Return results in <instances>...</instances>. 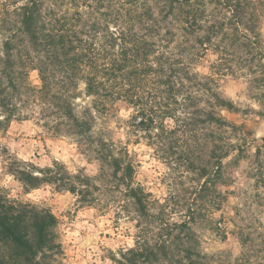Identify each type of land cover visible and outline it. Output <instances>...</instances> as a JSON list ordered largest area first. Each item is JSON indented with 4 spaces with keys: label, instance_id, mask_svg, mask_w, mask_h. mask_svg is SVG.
I'll list each match as a JSON object with an SVG mask.
<instances>
[{
    "label": "trees",
    "instance_id": "obj_1",
    "mask_svg": "<svg viewBox=\"0 0 264 264\" xmlns=\"http://www.w3.org/2000/svg\"><path fill=\"white\" fill-rule=\"evenodd\" d=\"M20 2L8 13L10 19L0 25L5 33L0 43V131L13 121L27 120L36 106L43 128L71 137L95 162L110 170L109 177L123 188L139 218L134 246L121 251L113 264H205L204 255L197 250L192 221L166 219L172 209L168 202L161 204L134 185V167L126 147L94 130L98 119L108 116L119 101L133 110L131 127L143 132L159 151L189 148L199 126L236 129L221 114L223 110L234 112V105L213 87L210 76L201 77L194 66L208 47L215 46V39L224 25H231V19L236 27L244 26L252 2ZM208 6L230 13V23H225L226 17L219 22L206 14ZM243 30V38L254 34L251 27ZM33 71L38 75V88L30 83ZM80 85L91 100L83 107L76 103ZM262 142L264 147V138ZM219 148L223 152L218 160L221 168L233 147L224 144ZM260 153L257 149V158ZM184 161L193 164L188 157ZM8 167L26 189L52 185L76 195L79 203H88L85 193L92 187L91 178L71 175L58 162L38 174L29 163L10 160ZM170 200L173 207L177 205L174 198ZM57 226L48 209L10 201L0 192V264H63Z\"/></svg>",
    "mask_w": 264,
    "mask_h": 264
},
{
    "label": "rangeland",
    "instance_id": "obj_2",
    "mask_svg": "<svg viewBox=\"0 0 264 264\" xmlns=\"http://www.w3.org/2000/svg\"><path fill=\"white\" fill-rule=\"evenodd\" d=\"M250 1L244 26L236 27L231 19V25H224L215 39V46L208 47L194 66L198 75L210 76L218 93L232 102L236 110L221 114L236 129L199 126L189 148L159 151L143 132L131 127L133 110L119 101L108 116L98 119L94 130L126 147L134 167V185L161 204L168 202L172 209L166 219L192 221L197 250L204 255L205 264L264 261V0ZM20 3L0 0V25ZM213 8L208 6L206 14L219 22L226 17L225 23H230V13ZM243 27L253 28L254 34L243 38ZM4 34L0 30V43ZM29 78L31 85L40 86L35 71ZM83 89L80 85L76 100L82 107L91 101ZM38 113L35 106L27 120L13 121L0 131V192L10 201L46 208L54 215L63 264H113L121 251L134 246L139 218L123 188L109 177L110 170L95 162L71 137L43 128ZM224 144L233 148L218 168L223 155L219 147ZM257 149L261 152L258 158ZM187 157L192 166L184 161ZM10 160L29 163L36 174L58 162L71 175L90 177L92 187L85 193L88 203H79L76 195L52 185L24 188L9 173ZM205 181L209 183L200 191ZM171 198L177 204L174 207Z\"/></svg>",
    "mask_w": 264,
    "mask_h": 264
}]
</instances>
